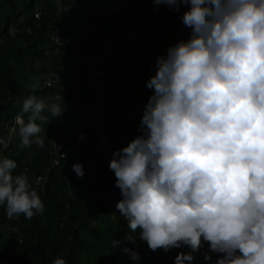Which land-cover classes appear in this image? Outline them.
Masks as SVG:
<instances>
[{
    "label": "clouds",
    "instance_id": "1",
    "mask_svg": "<svg viewBox=\"0 0 264 264\" xmlns=\"http://www.w3.org/2000/svg\"><path fill=\"white\" fill-rule=\"evenodd\" d=\"M154 2L177 11L187 5L182 20L191 32L157 57L142 133L109 160L126 239L135 243L138 235L153 250L190 246L175 264H193L202 239L223 253L212 264H264V0ZM64 111L61 94L28 95L21 109L27 118L17 115L0 146L18 134L20 147H44L41 123ZM16 168L15 159L0 155V205L9 218L31 219L44 203ZM73 168L84 174L81 163ZM122 250L140 259L136 250ZM204 259L211 262L208 252ZM53 264L66 261L58 256Z\"/></svg>",
    "mask_w": 264,
    "mask_h": 264
},
{
    "label": "trees",
    "instance_id": "2",
    "mask_svg": "<svg viewBox=\"0 0 264 264\" xmlns=\"http://www.w3.org/2000/svg\"><path fill=\"white\" fill-rule=\"evenodd\" d=\"M147 2L0 0V136L10 133L18 114L27 118L21 109L28 95L61 94L65 103L61 117L41 123L44 147H20L18 134L7 147L0 146V155L17 161L15 173L28 175L44 203V211L31 219L24 214L9 218L0 205V264H53L58 256L66 264H175L179 252L192 251L188 245L153 250L138 235L133 243L116 208L122 195L109 160L142 133L143 109L154 91L147 80L157 57L179 41L167 42V36L188 7L164 10L160 4L155 9ZM50 28L62 31L65 44L58 49L45 34ZM133 31L140 32L136 39ZM47 78L51 81L45 85ZM60 126L69 146L78 133L92 144L78 143L51 168L41 189L35 178L50 164V140ZM74 163L82 164L83 175L76 174ZM112 239L121 243L111 246ZM208 244L202 239L193 264H212L223 255ZM125 246L140 259L132 260Z\"/></svg>",
    "mask_w": 264,
    "mask_h": 264
},
{
    "label": "built area",
    "instance_id": "3",
    "mask_svg": "<svg viewBox=\"0 0 264 264\" xmlns=\"http://www.w3.org/2000/svg\"><path fill=\"white\" fill-rule=\"evenodd\" d=\"M147 4L148 6H153L155 9L159 7V5L155 4L154 0H148ZM161 6H162V9L164 10L173 9L164 4H161ZM182 14H183V11L180 14L181 20L177 24L173 25L171 32L167 36V40H168L167 42L173 41L175 39L176 40H181V39L186 40L189 38L191 29L183 23ZM35 17L39 18V12H36ZM45 34L47 35L50 42L56 46V49H58L60 46L65 44V41L62 37L61 30L50 28L46 31ZM139 35H140V32L136 33L133 31L130 36L136 39ZM128 39L129 37L126 38V41H128ZM123 57H125V55ZM126 57H129V54H127ZM154 74H155V71H154ZM50 81L51 79L47 78L44 84L47 85L50 83ZM68 141L69 139L65 133V128L63 126H60L59 128H57L54 139L50 140V145L48 148L50 164L45 166L43 171L40 172L37 176V177L42 176L44 178L43 183L38 185L41 189H43L44 184L47 182L49 178V173H50L51 168L57 165L60 159L65 158L78 143H85L87 145L92 144V142L87 138L85 133H78L76 137L74 138L73 144L71 146L68 145ZM104 143L105 141L103 139L101 141V145H103ZM68 174L69 173L66 172L63 178L66 179ZM3 227L4 225L0 223V231L2 230ZM17 237L18 239H20V235H18Z\"/></svg>",
    "mask_w": 264,
    "mask_h": 264
},
{
    "label": "rangeland",
    "instance_id": "4",
    "mask_svg": "<svg viewBox=\"0 0 264 264\" xmlns=\"http://www.w3.org/2000/svg\"><path fill=\"white\" fill-rule=\"evenodd\" d=\"M85 34V33H84Z\"/></svg>",
    "mask_w": 264,
    "mask_h": 264
}]
</instances>
